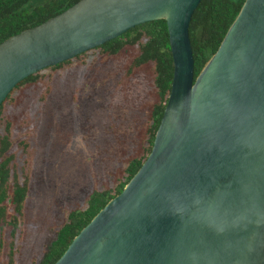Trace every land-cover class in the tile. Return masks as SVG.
I'll use <instances>...</instances> for the list:
<instances>
[{
    "label": "water",
    "instance_id": "obj_1",
    "mask_svg": "<svg viewBox=\"0 0 264 264\" xmlns=\"http://www.w3.org/2000/svg\"><path fill=\"white\" fill-rule=\"evenodd\" d=\"M200 0H78L0 42L22 79L164 19L173 76L150 152L53 264H264V0H244L194 76Z\"/></svg>",
    "mask_w": 264,
    "mask_h": 264
},
{
    "label": "trees",
    "instance_id": "obj_2",
    "mask_svg": "<svg viewBox=\"0 0 264 264\" xmlns=\"http://www.w3.org/2000/svg\"><path fill=\"white\" fill-rule=\"evenodd\" d=\"M78 0H0V42L54 16ZM244 0H200L192 13L188 27L194 76L198 75L209 57L218 48L228 27ZM92 57L87 62V56ZM121 62L123 87L142 78L149 90L138 94L136 117L139 126L130 147L124 149V164L116 170L113 184L87 194L83 210L71 212L58 228H50L51 236L42 245L38 260L30 264H53L67 248L73 237L90 219L119 193L137 171L150 152L160 122L173 76V62L168 30L164 19L144 22L101 45L82 52L71 59L48 66L19 81L0 104V255L1 264H15L14 239L22 235L25 203L30 193L34 156L30 147L34 120L29 109L34 101L43 104L55 89L61 75L83 70L82 76L97 79L106 69L117 70ZM67 72V74H66ZM65 73V74H64ZM74 73V75H76ZM32 101L23 107L25 100ZM136 114V113H135ZM21 159V163L19 162Z\"/></svg>",
    "mask_w": 264,
    "mask_h": 264
},
{
    "label": "rangeland",
    "instance_id": "obj_3",
    "mask_svg": "<svg viewBox=\"0 0 264 264\" xmlns=\"http://www.w3.org/2000/svg\"><path fill=\"white\" fill-rule=\"evenodd\" d=\"M113 65L117 70H103L94 80L82 76L86 66L59 76L50 97L43 104L34 101L29 109L34 120V169L24 228L14 239L15 264L38 260L50 228H58L69 213L83 210L88 193L112 185L114 173L124 164L125 146L130 147L129 139L139 126L136 117L144 115V110L137 112L138 94L147 92L149 85L142 78L123 87L117 81L121 62Z\"/></svg>",
    "mask_w": 264,
    "mask_h": 264
}]
</instances>
